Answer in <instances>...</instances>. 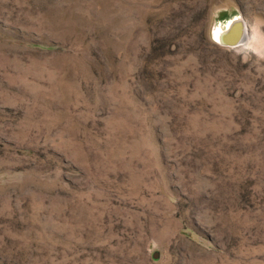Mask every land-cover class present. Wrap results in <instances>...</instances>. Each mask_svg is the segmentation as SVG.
<instances>
[{
	"label": "rangeland",
	"instance_id": "obj_1",
	"mask_svg": "<svg viewBox=\"0 0 264 264\" xmlns=\"http://www.w3.org/2000/svg\"><path fill=\"white\" fill-rule=\"evenodd\" d=\"M0 264H264V0H0Z\"/></svg>",
	"mask_w": 264,
	"mask_h": 264
},
{
	"label": "bare ground",
	"instance_id": "obj_2",
	"mask_svg": "<svg viewBox=\"0 0 264 264\" xmlns=\"http://www.w3.org/2000/svg\"><path fill=\"white\" fill-rule=\"evenodd\" d=\"M238 32H239L240 35H238ZM245 33H246L245 32V27L243 28V26H241V24H240L238 26V28L234 31V33H233L234 35H231L229 33L231 36L229 35L230 37H229L228 41L231 42V43H233V44H237V43L240 44L245 39Z\"/></svg>",
	"mask_w": 264,
	"mask_h": 264
}]
</instances>
